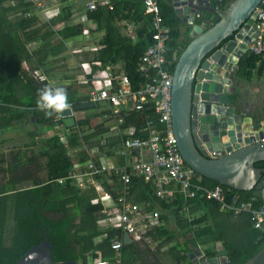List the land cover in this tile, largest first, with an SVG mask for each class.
Listing matches in <instances>:
<instances>
[{
    "label": "trees",
    "instance_id": "obj_1",
    "mask_svg": "<svg viewBox=\"0 0 264 264\" xmlns=\"http://www.w3.org/2000/svg\"><path fill=\"white\" fill-rule=\"evenodd\" d=\"M156 1L161 22L169 29L166 60L172 70L175 63L173 55L177 57L189 39L185 44L180 40V23L168 0ZM210 2L214 7H222L215 0ZM111 5V9L98 7L92 12H84L85 19L95 24V30L104 33L100 40L104 48L87 58V61L92 73L95 69L109 67L134 82L137 78L136 62L149 44L150 16L142 14L141 0H111ZM72 8V5L60 6L56 17L48 21L41 20V24H37L38 18L33 12L35 6L29 0H0V130L22 119L29 122L30 117L33 126H63L61 119L55 118L56 114L49 118L37 108V92L49 84L35 80L29 72L21 71L20 63H25L29 71L43 69L44 73L48 72L44 69L45 62L61 54V40L77 37L81 33V24L66 22ZM120 20L134 24L136 41L120 34L116 25ZM60 23H63L62 28L54 31ZM188 30L189 27L185 29L183 37H187ZM55 35L59 39L51 42L50 39ZM29 46L31 49L28 50ZM95 61L100 62V65H93ZM257 61H260L258 57L243 54L236 64L235 74L248 79ZM61 77L69 76L63 73ZM64 88L70 104H79L84 100L83 97H76V89L71 86ZM127 125L139 128L141 116L130 112L124 117L123 127ZM78 132L80 138L76 137ZM104 132V123L100 121L99 115H87L78 119L75 127L70 129L67 146L75 150L80 163L87 160L80 149L81 142L88 148L114 157L112 147L118 145L119 139L110 138L101 145L98 137ZM39 156L45 160L44 181L36 176L41 170L36 157L33 154L26 155V150H11L5 158H0V165H5L0 168V172L13 175L24 170L21 176H11L8 181L0 183V264H14L27 249L43 239L51 246L50 258L53 263L74 261L75 264L79 260L80 264H86L87 258L107 260V264H164L167 255L171 256V264H192L187 254L195 248H199L206 258L214 257L215 251H205L199 246V238H205L203 243L221 242L228 264H241L264 246V231L252 229L248 215L241 214L235 217V220L241 221L229 222L230 217H233L228 213L220 214L218 204L214 201L198 196L186 201L180 196L170 201L159 200L153 196L150 184L133 180L129 199L136 203L149 201V209L159 212L164 225L146 234L147 238L157 242L154 248H150L145 240L131 241L125 245L122 243L118 262H115L109 240L122 239L123 232L119 228L100 229L95 226L101 206L89 203L94 195L92 191L81 192L69 180L63 184L56 182L57 179L66 178L72 170L70 156L66 154V148L59 142L56 133L44 137ZM254 167L264 168V161L255 163ZM21 182H30V185L16 188ZM200 184L206 189L219 185L203 177H200ZM105 188L111 189L109 186ZM233 193L235 191L228 189L226 201ZM237 193L242 201L254 199V206L264 204V197L261 200L257 191ZM197 210L203 214L189 220L188 215H193ZM168 222H174L181 238L167 227ZM169 243H172L168 248L169 254L164 253L161 258L159 249Z\"/></svg>",
    "mask_w": 264,
    "mask_h": 264
},
{
    "label": "built area",
    "instance_id": "obj_2",
    "mask_svg": "<svg viewBox=\"0 0 264 264\" xmlns=\"http://www.w3.org/2000/svg\"><path fill=\"white\" fill-rule=\"evenodd\" d=\"M29 1L45 21L59 14V8H44L41 0ZM76 1L67 0L70 3ZM78 1L82 4L83 16L85 11L92 12L98 7L112 8L111 0ZM215 1L223 6L228 0ZM141 3L142 14L150 16V36L149 44L136 62L137 78L134 82L124 74H117L116 70L108 71L109 68L94 74L88 61L75 59L76 52L88 54L104 48V45L100 44L104 33L101 30L96 31L95 27L83 28L80 35L72 40H66L65 51L55 58L57 63L64 64L69 56L71 63L78 68L80 76L77 82L85 85V93L82 96L84 100L80 103L91 102L95 108V112L91 114L99 115L100 121L104 123L105 132L98 137L100 144L104 145L110 138L119 139L118 145L112 147L117 163L114 162L113 157L99 153L95 148L88 149L81 142L80 149L83 150L87 160L79 169L72 167L66 178L57 179L56 182L63 184L65 180H69L70 184L81 192L92 191L94 195L89 203L101 206L97 227L119 228L131 241L146 240L147 232L164 225L159 218V212L156 209H149L151 207L149 201L136 203L129 199V188L133 180L150 184L153 196L159 200L170 201L175 196H180L186 201L198 196L216 202L219 212L228 213L233 218L241 214L248 215L252 229H263V203L254 206V199L242 201L237 192L226 201L228 189H224L221 185L206 189L200 184V176L183 162L171 126L172 70L166 60L169 29L161 22L156 0H141ZM67 6L69 4L64 5ZM254 14L253 21L257 33L247 45L245 53L254 55L264 62V0L254 9ZM118 22L119 25L127 26V33L124 35L136 41L134 24L128 20ZM93 65L98 66L100 62L95 61ZM21 71L29 72L39 82L45 81L42 69L29 71L25 66ZM130 112L141 116V125L137 129L134 125L123 127L124 117ZM55 118L60 119L58 115ZM74 118L76 121L82 119H77L75 114ZM70 129L63 126V130L57 133L59 142L65 148H68ZM136 132L139 135L135 136ZM76 137L80 138L79 132ZM71 153H75V150H71ZM105 186L111 189L107 190ZM258 193L263 200L264 187ZM202 214L201 210H197L188 217L191 220ZM109 243L114 254L113 259L118 262L122 239H110ZM86 264H107V260L87 258Z\"/></svg>",
    "mask_w": 264,
    "mask_h": 264
},
{
    "label": "water",
    "instance_id": "obj_3",
    "mask_svg": "<svg viewBox=\"0 0 264 264\" xmlns=\"http://www.w3.org/2000/svg\"><path fill=\"white\" fill-rule=\"evenodd\" d=\"M262 0H228L221 8L210 0H168L177 21L189 27V41L176 57L171 76L170 113L175 144L183 162L200 177L235 192L264 187V118L236 112L230 74L256 35L254 9ZM93 108L74 104L58 114L65 128H74V114ZM30 119L33 121L32 117ZM264 230V224H263ZM131 240L122 234V243ZM206 258L199 248L188 252L192 264H228L221 242ZM45 240L32 245L14 264H75L50 258ZM241 264H264V246Z\"/></svg>",
    "mask_w": 264,
    "mask_h": 264
},
{
    "label": "crops",
    "instance_id": "obj_4",
    "mask_svg": "<svg viewBox=\"0 0 264 264\" xmlns=\"http://www.w3.org/2000/svg\"><path fill=\"white\" fill-rule=\"evenodd\" d=\"M41 1L44 4V8H47V9H53L55 7L60 8V6L72 4L74 9H73V11H70L69 20H67L66 22H69L72 25L81 24L82 29L95 27V24L92 23L91 21H87L86 19L82 20V18H85V16H83V12L81 10L82 4L78 0L76 1V3H70V2H67V0H41ZM62 24L63 23L58 24L57 27L53 30L57 31V30L61 29L63 26ZM116 25L118 26L119 22H117ZM122 27L118 26L120 34L124 35L127 33V26H122ZM57 39H59V38L57 35H55V37H53L50 40H51V42H53L54 40H57ZM72 39L73 38H70V40H72ZM66 40H68V39H66ZM66 40H63V41L61 40V42H62L61 53L63 51H65ZM29 48L31 49L30 46H29ZM97 51L82 55L83 58H81V60L87 61L88 60L87 58H91ZM52 64H55V65L52 66ZM70 65L72 67H70ZM106 68H109V67H106ZM44 69L48 71L47 73H44L43 72L44 70L42 69V75L45 77V81L49 85L61 86V87H65V85H66L65 83L70 81V80H68L69 77L62 78L61 75H63V73L65 75H68L69 74L68 71L70 72L71 69H77L78 70V68L74 67L72 63L69 64L68 60L64 64H59V63H57V60H55V59L47 60L45 62ZM102 69H105V68L95 69L94 74L98 73ZM107 70L108 71L110 70L112 72V70H115V69L109 68ZM230 78H231V83H232L231 85H233V87L235 89V91H234L235 95L233 97V106H234L236 112L242 113L245 116H248L251 118H252V115L262 116L261 118H264V63L257 61L254 65L253 69L251 70L250 76L248 79H243V78L238 77L235 74V72L230 74ZM80 90L84 92L85 88H81ZM76 97H82V96L76 95ZM78 116H79V112H76L75 117L77 119L79 118ZM29 120H31V119H29ZM86 148H88V147L86 146ZM88 149H91V148H88ZM71 150H73V149H71L69 147L66 148V154L68 156H70V161L72 163V167L74 169H79V167L82 165V163H80L78 161L79 159H78V156L76 155V153H71ZM113 160H114V162L116 161L114 157H113ZM220 214H222V213H220ZM224 215H226V213ZM222 218H224V217H222ZM238 220L241 221V219L235 220V218L230 217L229 222L238 221ZM147 239L150 240V238H147ZM150 241L154 243V247H155L157 242L156 241L154 242L152 240H150Z\"/></svg>",
    "mask_w": 264,
    "mask_h": 264
},
{
    "label": "rangeland",
    "instance_id": "obj_5",
    "mask_svg": "<svg viewBox=\"0 0 264 264\" xmlns=\"http://www.w3.org/2000/svg\"><path fill=\"white\" fill-rule=\"evenodd\" d=\"M46 2V1H45ZM34 14H36L37 18H38V23L37 24H41V20L43 21V17L42 15L37 11V9L35 11H33ZM119 27H122L121 25H118ZM123 28V27H122ZM188 37L186 36H182L180 35V40L183 41V44L186 43ZM56 40H54L55 42ZM30 48H28L29 50ZM86 53L83 52H76L75 53V59H79V58H83L82 55H84ZM67 60L69 61V64H71V59L69 56H67ZM27 65L20 63V69L22 70L24 67ZM73 66L75 67V65L73 64ZM70 67H72L70 65ZM68 76L70 81L66 82L65 86H71V88L76 89L75 93H77V96H83V94L85 92L81 91V88H84L85 85L77 82V80H79V76H80V72L77 69H71L70 72L68 71ZM95 112V108L91 109V110H84L83 112L81 111L79 113V118H84L85 116H87L88 114L90 115L91 113ZM259 117L262 116H256V115H252V118L254 120L260 119ZM33 121L29 120V122H27L25 119L20 120L19 122H14L10 127L6 128V129H1L0 130V158H5L6 154L9 151H15L17 149L19 150H26V155L29 154H33L36 157V160L38 162V166L41 169L40 172L36 175L40 180L44 181L45 179V173H44V157L39 156V148H41V143L42 140L44 139V137L49 136L50 134L53 133H58L61 130H63V126H51L50 128H41L38 126H33ZM32 152V153H31ZM5 167V165L1 164V167ZM24 172H17L13 175L10 174H5L0 172V183H4L6 181H8L10 179V177H15V176H21V173ZM30 182H21L20 184H18L16 186V188H20V187H29ZM185 217V216H184ZM100 217L98 215H96L95 218V226L98 225L97 221ZM167 227L170 230H173L175 232V234L181 238V233H179L174 225V222H168ZM264 230L261 229L260 232H263ZM205 238H199L197 241L199 243V246L205 250V251H215V244L213 243H203V240ZM151 240V239H150ZM150 240L146 239V243H148L150 248H154V243L151 242ZM173 243V242H172ZM172 243L169 244H163V246L159 249V254L160 257L162 258L164 253L169 254L168 252V248H170V246H172ZM202 243V244H201ZM157 244V243H156ZM167 260H164V264H170V259L171 256L167 255ZM80 260L78 261V264H80Z\"/></svg>",
    "mask_w": 264,
    "mask_h": 264
},
{
    "label": "clouds",
    "instance_id": "obj_6",
    "mask_svg": "<svg viewBox=\"0 0 264 264\" xmlns=\"http://www.w3.org/2000/svg\"><path fill=\"white\" fill-rule=\"evenodd\" d=\"M37 95V108L43 111L46 117L58 115L71 107L64 87L47 85L39 89Z\"/></svg>",
    "mask_w": 264,
    "mask_h": 264
},
{
    "label": "flooded vegetation",
    "instance_id": "obj_7",
    "mask_svg": "<svg viewBox=\"0 0 264 264\" xmlns=\"http://www.w3.org/2000/svg\"><path fill=\"white\" fill-rule=\"evenodd\" d=\"M180 33L181 34H184V33H182V31H183V29H184V24L182 23V21H181V19H180Z\"/></svg>",
    "mask_w": 264,
    "mask_h": 264
}]
</instances>
